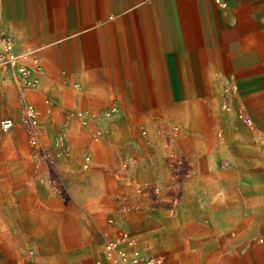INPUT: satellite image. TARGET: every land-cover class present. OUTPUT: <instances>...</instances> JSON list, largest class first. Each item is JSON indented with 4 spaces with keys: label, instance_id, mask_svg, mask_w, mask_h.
Instances as JSON below:
<instances>
[{
    "label": "crops",
    "instance_id": "crops-1",
    "mask_svg": "<svg viewBox=\"0 0 264 264\" xmlns=\"http://www.w3.org/2000/svg\"><path fill=\"white\" fill-rule=\"evenodd\" d=\"M0 32L12 35L15 49L32 46L27 51L46 73L38 86L78 80L86 91L118 102L119 118L143 122L149 135L162 130L164 120L180 124L185 137L221 127L222 144L213 146L211 160L222 152L232 161L205 177L209 196L223 205L212 213L222 228L249 211L264 215V0H0ZM196 108L206 123L198 133ZM178 156L190 172V159ZM193 181L200 186L197 175ZM0 221L6 223L1 204ZM109 224L127 230L123 218ZM9 234L4 237L13 234L11 240L0 239V264H36L19 255V235ZM104 239L95 258L82 252L81 241L67 243L60 264H111L101 253ZM181 244L177 264H192L194 251ZM136 247L164 256L165 264L164 254Z\"/></svg>",
    "mask_w": 264,
    "mask_h": 264
},
{
    "label": "rangeland",
    "instance_id": "rangeland-1",
    "mask_svg": "<svg viewBox=\"0 0 264 264\" xmlns=\"http://www.w3.org/2000/svg\"><path fill=\"white\" fill-rule=\"evenodd\" d=\"M31 47L23 44L15 49L14 45V52ZM45 75L35 72L22 87L27 103L38 111L32 126L24 121L18 86L8 72L0 74V119L11 116L14 122L9 131L0 130V204L6 219V223L0 221L6 227L0 234L1 244L11 240L13 234L4 236L14 231L20 237L22 258L32 257L36 264H60L70 251L66 244L79 240L85 247L82 252L95 258L103 241L101 231L115 228L107 218L120 213L138 246L144 252L164 254L165 264H177L181 243L194 251L192 264H264V215L249 211L222 228V218L212 213L223 205L220 197L209 196L205 177L232 161L222 152L211 160L213 146L222 144L216 135L223 132L221 127L211 131L216 136L185 137L180 135V124L164 120L163 129L149 135L143 122L132 124L119 118L118 102L111 115L104 114L114 99L86 91L78 80L58 78L38 86L35 78ZM78 111L87 113L85 123L76 115ZM195 114L194 132L198 133L206 123L197 108ZM58 131L63 133L62 140L54 136ZM181 154L190 159L192 169L177 204L167 197L166 159ZM194 175L201 179L200 186H192ZM152 181L160 198L136 192L137 183ZM236 203L240 207L246 203L250 210L255 207L248 201ZM231 231L234 235L223 244Z\"/></svg>",
    "mask_w": 264,
    "mask_h": 264
},
{
    "label": "built area",
    "instance_id": "built-area-1",
    "mask_svg": "<svg viewBox=\"0 0 264 264\" xmlns=\"http://www.w3.org/2000/svg\"><path fill=\"white\" fill-rule=\"evenodd\" d=\"M14 45L15 41L11 34L0 32V74L8 72L18 86L22 98L24 121L33 126L36 123L38 111L27 103L22 87L30 81L35 72L40 73L42 68L35 53L29 51L16 53ZM115 110V105H112L104 114L109 116ZM76 115L83 123L88 119L85 111H78ZM13 123L11 117L1 118L0 130L2 132L9 131L13 127ZM54 136L57 140L63 139L61 131L56 132ZM166 166L170 176L169 198L173 203H176L182 194V184L190 170L189 163L184 156H169L166 159ZM136 192L143 197L154 195L156 198H160L155 182L137 183ZM121 219L122 215L116 213V216L109 217L107 222L114 223L115 220L121 221ZM103 236L105 239L101 253L103 258L111 264H164V256L141 252L136 247L135 238L120 225L112 233L104 232ZM98 264H101V261Z\"/></svg>",
    "mask_w": 264,
    "mask_h": 264
},
{
    "label": "bare ground",
    "instance_id": "bare-ground-1",
    "mask_svg": "<svg viewBox=\"0 0 264 264\" xmlns=\"http://www.w3.org/2000/svg\"><path fill=\"white\" fill-rule=\"evenodd\" d=\"M37 81H38V78L36 77L35 80H34V82L36 83ZM164 110H165V109H164ZM225 124H227V123H225ZM228 125H229V124H228ZM228 125H226V126L228 127ZM230 128H231V127H230ZM230 128H229V129H230ZM232 131H235V130L232 129ZM227 133H228V132H227ZM192 143H193V142H192ZM146 151H147V150H146ZM204 166H205V165H204ZM201 172H202V171H201ZM163 175H164V174H163ZM195 183H196V182H195ZM191 184H192V186L195 185L194 182L191 183ZM206 193H207V192H206ZM186 195H187V194H186Z\"/></svg>",
    "mask_w": 264,
    "mask_h": 264
}]
</instances>
